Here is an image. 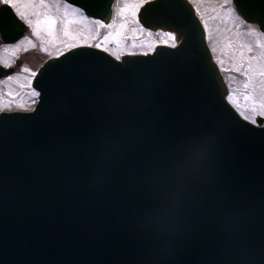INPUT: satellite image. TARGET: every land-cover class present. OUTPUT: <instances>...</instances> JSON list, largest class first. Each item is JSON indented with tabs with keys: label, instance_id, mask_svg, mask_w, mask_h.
<instances>
[{
	"label": "water",
	"instance_id": "1",
	"mask_svg": "<svg viewBox=\"0 0 264 264\" xmlns=\"http://www.w3.org/2000/svg\"><path fill=\"white\" fill-rule=\"evenodd\" d=\"M107 23L112 0H65ZM264 32V0H232ZM137 19L175 46L123 55L79 46L50 58L33 111L0 112V264H264V124L241 118L187 0ZM25 25L0 6V37ZM162 44V43H160ZM19 64V62H17ZM0 65V77L12 73ZM201 163L164 255L144 216L153 178Z\"/></svg>",
	"mask_w": 264,
	"mask_h": 264
},
{
	"label": "rangeland",
	"instance_id": "2",
	"mask_svg": "<svg viewBox=\"0 0 264 264\" xmlns=\"http://www.w3.org/2000/svg\"><path fill=\"white\" fill-rule=\"evenodd\" d=\"M148 0H113L108 24L87 18L62 0H0L26 24L23 36L0 45V64L14 73L0 79V111L30 110L37 100L31 86L36 70L49 57L78 45L97 46L113 57L148 53L174 45V34L148 30L136 19ZM201 19L206 41L227 85L226 99L249 122L264 118V33L234 10L231 0H189ZM21 60L19 66L15 60Z\"/></svg>",
	"mask_w": 264,
	"mask_h": 264
},
{
	"label": "clouds",
	"instance_id": "3",
	"mask_svg": "<svg viewBox=\"0 0 264 264\" xmlns=\"http://www.w3.org/2000/svg\"><path fill=\"white\" fill-rule=\"evenodd\" d=\"M200 163V157L190 153L167 173L158 174L152 180L150 187L158 194V199L145 213L144 222L158 237L161 255L165 254L169 237L177 225L185 197V181L195 175Z\"/></svg>",
	"mask_w": 264,
	"mask_h": 264
}]
</instances>
